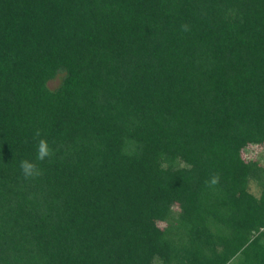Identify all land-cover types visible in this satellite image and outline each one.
I'll use <instances>...</instances> for the list:
<instances>
[{
	"label": "trees",
	"instance_id": "trees-1",
	"mask_svg": "<svg viewBox=\"0 0 264 264\" xmlns=\"http://www.w3.org/2000/svg\"><path fill=\"white\" fill-rule=\"evenodd\" d=\"M252 147L264 0H0V264H264Z\"/></svg>",
	"mask_w": 264,
	"mask_h": 264
},
{
	"label": "clouds",
	"instance_id": "clouds-1",
	"mask_svg": "<svg viewBox=\"0 0 264 264\" xmlns=\"http://www.w3.org/2000/svg\"><path fill=\"white\" fill-rule=\"evenodd\" d=\"M182 29L188 31V25H183ZM36 136H40V132H36ZM54 155L53 150L50 148L48 142L45 139H40L37 143V156L36 159L43 162L46 159L51 158ZM20 169L25 179H34L43 174L42 170L37 166L36 163L30 160H22L20 162ZM218 182V177L211 180V184L215 185Z\"/></svg>",
	"mask_w": 264,
	"mask_h": 264
},
{
	"label": "rangeland",
	"instance_id": "rangeland-1",
	"mask_svg": "<svg viewBox=\"0 0 264 264\" xmlns=\"http://www.w3.org/2000/svg\"><path fill=\"white\" fill-rule=\"evenodd\" d=\"M59 83V78H56L55 80L51 81L49 83V87L51 88H55ZM251 151V155L254 156V157H259V158H262V160H264V151L262 152L261 151V148H258V147H252L250 148ZM262 152V153H261ZM249 191L254 194L255 196H258L259 193H260V190L258 189L257 185L255 183H251L250 186H249Z\"/></svg>",
	"mask_w": 264,
	"mask_h": 264
}]
</instances>
